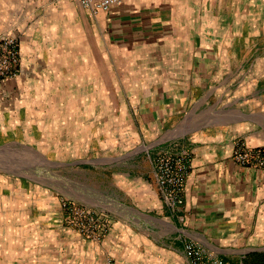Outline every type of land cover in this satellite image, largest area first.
Masks as SVG:
<instances>
[{"label":"crops","instance_id":"1","mask_svg":"<svg viewBox=\"0 0 264 264\" xmlns=\"http://www.w3.org/2000/svg\"><path fill=\"white\" fill-rule=\"evenodd\" d=\"M36 2L53 13L57 5L67 15L65 31L74 35L67 38L78 42L77 51L73 56L71 44L40 50V33L55 31L49 25L21 29L19 74L0 81L5 95L16 91L25 102L37 97L39 105L60 102L67 110L73 103L130 106L123 115L127 123L121 124L119 115L109 130L121 134L124 147L113 140L97 142L100 149L86 160L87 131L75 144L67 142L71 173L62 183L59 205L74 201L102 212L110 224L107 234L93 242L61 219L71 249L81 251L77 255L86 263L187 264L182 245L189 241L221 264H263L264 168L238 166L233 152L238 140L247 148L264 144V113L256 101H238L230 78L247 70L241 57L247 51L249 26L255 23L248 10L264 9V0H125L94 15L77 2ZM2 18L3 12L0 22ZM233 24L240 27L231 32ZM3 25L0 34L6 31ZM89 33L95 36V55L88 51ZM28 49L35 60L64 59L65 84L57 88L58 100L46 89L61 76L55 71L51 77V70L45 74L39 60L30 64ZM232 57L239 64L231 63ZM72 58L83 66L84 83L76 82L74 88ZM89 65H96L94 84L87 81ZM104 65L115 67L105 71ZM121 88L127 95L117 100L114 94ZM105 90L112 92L108 99ZM83 113L88 119V110ZM60 122L59 129L71 135L64 116ZM20 134L31 135L28 130ZM158 151L187 154L181 205L170 206L160 195L153 167Z\"/></svg>","mask_w":264,"mask_h":264},{"label":"rangeland","instance_id":"2","mask_svg":"<svg viewBox=\"0 0 264 264\" xmlns=\"http://www.w3.org/2000/svg\"><path fill=\"white\" fill-rule=\"evenodd\" d=\"M14 1L0 0V13L3 12L4 17L0 25L4 24L5 19L8 21L3 25V30L6 31L0 34V39L12 36L19 41L21 29H34L38 23L45 27L49 25L55 31L45 30L44 34L40 33L38 36L41 43L40 50L50 51L52 47L64 48L71 44V52L74 56L77 51L75 44L78 42L74 38L71 39L72 41L67 38L70 34L68 35L65 29L67 30L66 27L69 26V20L67 15L59 11L57 5L54 7L56 12L53 13L52 9L48 10L45 6L38 7L36 1L40 0ZM6 5L8 9L5 8ZM248 13L252 14L250 17L255 23L249 24L252 33H248L247 51L245 56L241 57L243 61L241 65H245L247 70L245 72L241 69V72L231 74L230 79L236 84L231 92L236 94L239 102L251 105L256 101L257 107L262 110L260 112L264 113V9H249ZM230 27L233 32L240 26L233 24ZM33 37H37L36 33H33ZM87 47L89 53L92 51L91 54L95 55L93 33L88 35ZM28 58L33 60L30 64H36L39 60L37 64L42 66L44 73L47 70L52 71L51 77L55 71L59 73L58 75L61 76L59 80L52 84V88L46 89L50 98L54 97L58 100L55 96L57 88L61 86L62 89L65 84L63 73L67 65L63 64L64 59L56 57L53 60V57L41 56L35 60L31 49H28ZM234 58H231V63L239 64ZM71 62V80L74 88L76 82H82L80 76L82 77L83 66L76 64L73 58ZM54 64L57 66H52ZM111 66L104 65V70L106 71V68L111 70ZM93 69L96 72V65L88 66L87 81L92 84L95 80ZM116 75H120L119 72ZM239 85L242 86L239 88ZM3 88L0 86V264H95L86 263L77 255L79 252L82 255V252L71 249L63 237L65 233L61 224L62 214L58 195L63 187V181L71 173L70 167L66 165L69 154L67 142L75 144L87 131L86 160H92L95 150L100 149L99 145L97 147V142L103 141L105 145L113 140L124 147L121 134L115 131L111 133L109 130L112 123L117 122L115 118L119 115H122L120 123L122 124V121L127 123L123 115H128L130 106L93 104L82 107L73 103L70 110H67V106L60 102L39 105L37 97L32 98L31 101L26 100V103L15 90L10 92V95L7 93L5 95L6 91ZM90 92L89 89V95ZM111 93L105 90L107 99ZM126 95L127 91L122 88L114 94L117 100ZM93 100L95 97L91 98V101ZM86 109L88 119L83 113ZM99 110L103 114L99 113ZM60 115L64 116L65 122L73 131L71 135H66L63 129H59ZM55 117L57 120L53 122L51 118ZM24 125L26 128L23 127ZM31 125H34L35 129L32 130L35 133L47 135L33 136ZM37 126H40V129ZM25 130L31 135L22 136L20 133ZM97 131L99 136L96 135ZM59 133L61 134L58 135Z\"/></svg>","mask_w":264,"mask_h":264},{"label":"built area","instance_id":"3","mask_svg":"<svg viewBox=\"0 0 264 264\" xmlns=\"http://www.w3.org/2000/svg\"><path fill=\"white\" fill-rule=\"evenodd\" d=\"M55 3L77 2L81 8L97 14L108 12L125 0H50ZM20 48L15 37L0 39V81L13 79L19 74ZM233 161L240 167L264 168V144L247 148L238 140ZM156 181L163 200L170 206L182 204L185 179L189 171L187 154L183 152L158 151L153 159ZM60 210L64 225L74 230L82 239L99 242L108 232L109 220L99 211L89 209L71 200H62ZM182 254L187 264H221L204 248L194 242H184Z\"/></svg>","mask_w":264,"mask_h":264},{"label":"trees","instance_id":"4","mask_svg":"<svg viewBox=\"0 0 264 264\" xmlns=\"http://www.w3.org/2000/svg\"><path fill=\"white\" fill-rule=\"evenodd\" d=\"M262 263L264 264V261Z\"/></svg>","mask_w":264,"mask_h":264}]
</instances>
